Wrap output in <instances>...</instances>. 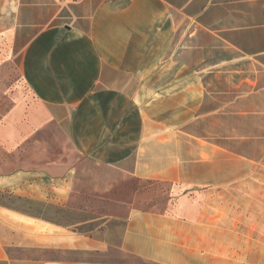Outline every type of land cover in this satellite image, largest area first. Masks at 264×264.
Listing matches in <instances>:
<instances>
[{
    "label": "crops",
    "instance_id": "crops-1",
    "mask_svg": "<svg viewBox=\"0 0 264 264\" xmlns=\"http://www.w3.org/2000/svg\"><path fill=\"white\" fill-rule=\"evenodd\" d=\"M0 44L27 89L0 105V195L16 198L0 264H243L244 198L264 179V0H0ZM88 214L113 226L69 229Z\"/></svg>",
    "mask_w": 264,
    "mask_h": 264
},
{
    "label": "rangeland",
    "instance_id": "rangeland-1",
    "mask_svg": "<svg viewBox=\"0 0 264 264\" xmlns=\"http://www.w3.org/2000/svg\"><path fill=\"white\" fill-rule=\"evenodd\" d=\"M3 50V52H2ZM27 89L22 82L18 69V57L15 52L9 53L7 45L0 44V105L5 109L15 96H24ZM262 177V176H261ZM259 195L254 197L245 196L243 203L244 213V261L243 264H264V179L259 183ZM253 215V216H252ZM84 216L76 213H66L61 221L70 225L80 221ZM92 221L83 225L70 226L69 229L77 231H91L101 225L100 231L106 227L113 226V222H105V219L98 218L96 214H88ZM94 219V220H93ZM254 225L252 228L247 226ZM103 229V230H104ZM252 237V239H250ZM9 253L15 257H30L36 260L43 259H67L78 260L81 258H120L122 255L116 247H111L107 254H85L80 251L63 249L61 247H35L31 249L10 248ZM229 264L235 262L229 261ZM239 264V262H238Z\"/></svg>",
    "mask_w": 264,
    "mask_h": 264
},
{
    "label": "trees",
    "instance_id": "trees-1",
    "mask_svg": "<svg viewBox=\"0 0 264 264\" xmlns=\"http://www.w3.org/2000/svg\"><path fill=\"white\" fill-rule=\"evenodd\" d=\"M1 196V195H0ZM14 199H16V198H10V197H8V196H5V195H2L1 197H0V204L1 205H4V206H10V203H11V201H14ZM18 199V198H17ZM25 203H28V201L26 202V201H23L22 200V203H21V209H23V210H25V213H27V214H29V215H34V214H31V213H28V212H26L27 210H26V208H27V206L26 205H24ZM25 208V209H24ZM38 210L40 209V207H36ZM36 216H38V217H41V218H43V219H48L47 218V216L45 215V214H43V213H38V214H36Z\"/></svg>",
    "mask_w": 264,
    "mask_h": 264
}]
</instances>
